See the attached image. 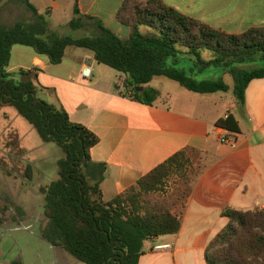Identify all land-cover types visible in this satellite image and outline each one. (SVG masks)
Returning <instances> with one entry per match:
<instances>
[{
  "label": "crops",
  "instance_id": "1",
  "mask_svg": "<svg viewBox=\"0 0 264 264\" xmlns=\"http://www.w3.org/2000/svg\"><path fill=\"white\" fill-rule=\"evenodd\" d=\"M27 1L36 8L38 17L30 11L24 22L37 33L45 30L73 37L85 31L98 36L101 25L115 34L114 28L122 31L126 27L118 21L117 13L127 0H78L85 16L80 29L70 26L75 0ZM162 2L184 16L230 34L264 27V0ZM23 6L20 0H0V28L20 22ZM55 13L61 16L53 28L43 16ZM87 68L90 73L86 76ZM21 70L33 73L34 77L27 79L33 80L40 100L65 111L72 122L98 137L91 159L106 168L100 185L105 202L133 187L171 157L184 153L191 182L187 194L172 203L181 229L150 240L139 264H207L209 244L229 224L224 216L226 209H264V78L248 85L242 106L229 83L227 93L191 95L182 87L172 92L164 83L152 86V82L150 86L161 96L147 105L134 97L131 88H125L122 74L99 64L89 50L67 48L62 63L54 65L34 49L16 45L7 71L18 75ZM0 127L14 131L18 150L33 172L28 180L0 169L4 180L0 208L13 205L17 209L15 218L0 213V264H28L27 252L40 264H84L42 236L46 225L42 189L58 178L57 162L64 155L56 151L53 162L46 163L53 147L43 143L12 107H0ZM223 135L229 138L228 143L220 141ZM163 244L172 245V250L152 251Z\"/></svg>",
  "mask_w": 264,
  "mask_h": 264
},
{
  "label": "trees",
  "instance_id": "2",
  "mask_svg": "<svg viewBox=\"0 0 264 264\" xmlns=\"http://www.w3.org/2000/svg\"><path fill=\"white\" fill-rule=\"evenodd\" d=\"M20 1L38 17L29 1ZM74 14L70 26L83 28L85 16L78 0ZM117 19L128 27V36L121 37L102 25L100 35L84 38L45 30L37 33L24 21L0 28V107L14 108L43 143L55 144L64 153L57 162L58 178L42 189L46 218L42 236L84 264H139L150 240L178 233L181 220L172 212V203L149 197L160 192L176 172L183 179L185 196L191 182L187 161L184 153H178L105 202L100 185L106 168L91 159L98 137L72 122L65 111L40 100L33 80L27 79L34 77L32 72L21 70L13 75L7 71L12 48L30 47L54 65L62 63L67 48L89 50L99 64L123 75L127 89L144 87L141 93L134 88L131 91L147 105L161 96L150 86L155 78H166L192 93L207 95L229 92L231 87L223 78L229 74L240 106L245 103L248 85L264 78V68L254 66L264 61V27L230 34L184 16L162 0H127ZM212 73L221 76L201 79ZM12 141L18 147V138ZM32 173L28 165L25 177L31 180ZM5 210L0 209V213ZM224 216L229 224L209 244L207 264H264V209L228 208Z\"/></svg>",
  "mask_w": 264,
  "mask_h": 264
},
{
  "label": "rangeland",
  "instance_id": "3",
  "mask_svg": "<svg viewBox=\"0 0 264 264\" xmlns=\"http://www.w3.org/2000/svg\"><path fill=\"white\" fill-rule=\"evenodd\" d=\"M20 13L21 14L19 15V20L25 21L27 18V15H29L28 13H30V10L26 6H23L22 12ZM60 16H61V13H55L52 16L44 15L43 18L45 19V21L50 27L54 28V26H56L57 24V21L60 20L59 19ZM114 31L117 32L116 34H119V36L124 37L128 35V28L126 27H123L122 31L118 30L117 28H114ZM93 36L94 35H91L88 32L81 31L80 34H74L73 38H84V37H93ZM15 64H16V60L13 58L12 66H14ZM254 66L258 68H264V61L259 60L254 64ZM220 76L221 75L212 73L211 75L207 77H203L201 79L203 80V79H212V78H218V77L220 78ZM223 78L226 83H229L231 86L233 85L232 77L229 74H225ZM162 83H164V85L168 87L167 89L173 90L172 92H176L178 91V89H180L179 88L180 86L176 82L170 81L166 78H155L152 82V86H158V85L161 86ZM183 92H186L192 95V92L190 93V91L188 92V90L186 89H183ZM15 137L16 136L13 130H4L2 127H0V169H4L7 175H13L18 178L19 177L26 178L25 172H26L27 163L23 158L24 157L23 152H21V150H18V147L12 144L13 143L12 139H15ZM50 146L53 147V150L49 151V154H48L49 157L46 163L53 162L56 151H59L60 153L64 155L63 151L55 144H50ZM51 167L52 166L50 164L49 168L51 169ZM3 181L4 180L3 178H1V175H0V186H2ZM2 190L3 192H5L6 187L3 188ZM183 192H184L183 179L180 173L176 172V174H174L171 178H169L165 182V186L160 192L156 194H152L149 198L152 200L154 199H158L161 201L165 200L166 203L170 205L176 199H179V197L182 199L184 197ZM4 212H5L4 213L5 215L8 214L11 218L13 217L15 218L17 215V209L13 205H10V207H7V209ZM26 234L27 233H25L24 235ZM27 262L28 264H40L36 259H34L32 255L28 254V252H27Z\"/></svg>",
  "mask_w": 264,
  "mask_h": 264
},
{
  "label": "built area",
  "instance_id": "4",
  "mask_svg": "<svg viewBox=\"0 0 264 264\" xmlns=\"http://www.w3.org/2000/svg\"><path fill=\"white\" fill-rule=\"evenodd\" d=\"M220 141L222 143H228L229 142V138L226 135H223L220 138ZM172 248L173 247L170 244H163V245H157V246L153 247L152 251H154V252L168 251V250H172Z\"/></svg>",
  "mask_w": 264,
  "mask_h": 264
},
{
  "label": "water",
  "instance_id": "5",
  "mask_svg": "<svg viewBox=\"0 0 264 264\" xmlns=\"http://www.w3.org/2000/svg\"><path fill=\"white\" fill-rule=\"evenodd\" d=\"M91 63H92V60H89V62H87V66H88V68H90V66H91ZM86 69L85 70V72H84V74L87 76V75H89V73H90V70L89 69ZM127 87V85H125V88ZM131 89L132 88H134V87H130ZM138 93H141V92H143L144 91V87H137V88H134Z\"/></svg>",
  "mask_w": 264,
  "mask_h": 264
}]
</instances>
